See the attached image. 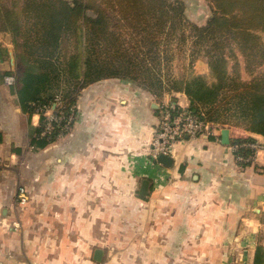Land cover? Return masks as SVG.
Returning <instances> with one entry per match:
<instances>
[{"label": "trees", "instance_id": "1", "mask_svg": "<svg viewBox=\"0 0 264 264\" xmlns=\"http://www.w3.org/2000/svg\"><path fill=\"white\" fill-rule=\"evenodd\" d=\"M9 1L0 0V31L10 33L21 51L11 85L30 118L32 149H45L68 134L82 89L112 78L134 82L158 98L185 93L188 109L205 121L264 137V41L259 34L264 33V0H210L212 15L205 25L187 18L184 0H22L20 12ZM186 31L195 53L208 59L213 83L200 74L176 78L169 72L166 47L188 40ZM72 36L78 38V51L64 60L62 42ZM234 48L244 57L250 79L243 78L240 60L227 59L236 56ZM47 110L61 119L50 120ZM36 114L39 123L33 125ZM253 264H264L261 247Z\"/></svg>", "mask_w": 264, "mask_h": 264}, {"label": "rangeland", "instance_id": "2", "mask_svg": "<svg viewBox=\"0 0 264 264\" xmlns=\"http://www.w3.org/2000/svg\"><path fill=\"white\" fill-rule=\"evenodd\" d=\"M184 1L187 18L205 25L212 15L211 1ZM14 3L20 12L22 0ZM186 34L188 40L178 39L166 47L168 59L172 60L169 72L176 78L200 74L213 83L208 59L203 52L195 53L197 47L192 44L190 32ZM259 34L264 41V33ZM78 46L75 36L64 39L62 59L67 60ZM234 52L236 56L227 59L240 60L243 78L250 79L244 70V57L236 48ZM19 69L20 64H16L15 77ZM106 80L100 82H111ZM156 98L159 122L150 154L142 158L133 151L135 154L125 160V170L122 168L118 174L100 172L92 177V173L76 172V141L69 138L79 121V96L78 114L68 134L46 149L26 147L15 159L0 157V248L9 239L21 244L22 236L26 250L36 258L30 264L59 261L61 257L65 264H250L248 253L235 245L237 238L220 237L219 226L216 232L211 228L217 222L196 216L204 212L206 196L200 195L195 203L194 189L175 186L174 180L179 178L170 173L165 177L154 167L153 161L158 163L152 157L154 138L167 105L178 100L176 94L169 93ZM181 99L184 101L185 97L182 95ZM216 125L224 127L215 124V128ZM236 134L234 129L232 138H248ZM87 177L92 180L90 183L86 182ZM143 179L151 182L146 196L139 193ZM22 187L26 188V202L19 196ZM22 229L29 231L28 236L21 235ZM96 249L104 251L100 261L94 258Z\"/></svg>", "mask_w": 264, "mask_h": 264}, {"label": "crops", "instance_id": "3", "mask_svg": "<svg viewBox=\"0 0 264 264\" xmlns=\"http://www.w3.org/2000/svg\"><path fill=\"white\" fill-rule=\"evenodd\" d=\"M20 52L13 44L12 35L0 31V157L13 159L30 147V118L12 91L15 87L5 81V73L13 72L16 64H20ZM106 81L111 82L92 83L79 94V121L69 138L76 141V172L92 173V177L100 172L120 173L122 168L125 170V160L135 153L147 158L159 122L155 108L157 98L152 93L129 80L112 78ZM176 95V101L183 107L189 106L185 93ZM37 116L31 119L33 125L38 123ZM223 129L216 125L212 138L201 135L177 142L171 155L174 159L171 167L155 161L153 165L165 177L170 173L179 178L174 180L175 186L194 189L195 203L200 195H205L206 208L196 216H207L206 221L217 222L211 228L216 232L219 226L220 237L237 238L235 245L242 247L244 254L248 253L252 264L257 248L264 250V153L256 163L241 166L231 144L222 142ZM228 129L230 139L236 129L238 137L264 141L262 135L242 128ZM182 164L185 165L183 172L180 171ZM87 179V183L92 181ZM28 232L22 229L21 235L24 233L26 237ZM20 237L21 244L11 243L9 239L0 248V264H30L36 259L26 250V240ZM36 264H43V261ZM45 264L65 263L61 257L59 261L51 259Z\"/></svg>", "mask_w": 264, "mask_h": 264}, {"label": "built area", "instance_id": "4", "mask_svg": "<svg viewBox=\"0 0 264 264\" xmlns=\"http://www.w3.org/2000/svg\"><path fill=\"white\" fill-rule=\"evenodd\" d=\"M5 81L9 84H13L15 78L14 76L6 75ZM84 89L85 88H83L82 91H84ZM46 116L50 120L61 119V117L55 116L51 110L46 111ZM73 119L74 114H72L68 122H72ZM214 125L215 123L205 121L200 115L192 112L188 107H183L179 102H171L167 105L154 138L152 157L157 160L158 156L161 154L171 156L170 153L172 154L175 144L179 141L194 139L201 135H212L215 129ZM231 148L236 161L242 164H254L258 161L260 154L264 153V141L253 138L232 144ZM241 150L246 153H240ZM19 196L22 202L27 201L28 196L26 188H20Z\"/></svg>", "mask_w": 264, "mask_h": 264}, {"label": "water", "instance_id": "5", "mask_svg": "<svg viewBox=\"0 0 264 264\" xmlns=\"http://www.w3.org/2000/svg\"><path fill=\"white\" fill-rule=\"evenodd\" d=\"M222 142L224 144L230 143V130L228 128H224L222 131ZM157 162L171 167L174 164V159L169 155L161 154L158 156ZM149 184H150L149 180L147 179L143 180L141 184V188L139 190V193L141 196H146L148 194ZM103 254H104V251L102 249H96L95 254H94L95 260L100 261L102 259Z\"/></svg>", "mask_w": 264, "mask_h": 264}]
</instances>
